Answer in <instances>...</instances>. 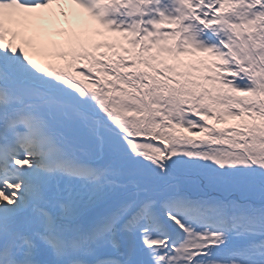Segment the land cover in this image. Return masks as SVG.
<instances>
[{"label": "snow or ice", "instance_id": "obj_1", "mask_svg": "<svg viewBox=\"0 0 264 264\" xmlns=\"http://www.w3.org/2000/svg\"><path fill=\"white\" fill-rule=\"evenodd\" d=\"M0 264H264V0H0Z\"/></svg>", "mask_w": 264, "mask_h": 264}, {"label": "rangeland", "instance_id": "obj_2", "mask_svg": "<svg viewBox=\"0 0 264 264\" xmlns=\"http://www.w3.org/2000/svg\"><path fill=\"white\" fill-rule=\"evenodd\" d=\"M54 6L59 7V5H54ZM54 6H53V9L51 10L52 13H54ZM74 11H76V6L72 5L71 14ZM46 13L49 14V11H47ZM84 15L86 17L87 14H84ZM79 23H80V20L79 19L73 18L72 27L73 28L78 27ZM69 27H70V25L66 21L64 23H62V24L61 23L54 24V25H52V31H51V33L54 34V35H58V34L63 35L61 33V29H68ZM30 35H31V33H30ZM50 39L52 41H55V42L57 41L60 44V46H64L65 41L68 39V37L67 36H62L60 38H56L54 36H50ZM29 50H30V53H31V49H29ZM31 54H33L34 55V58L37 59L38 61H42V62H45V63H48L50 61V59H51V56H50L51 53H46V54L31 53ZM37 56H40V57H37ZM51 62L54 64V66H56V64L59 67H62L63 66L62 62H58V61H54V60L51 61Z\"/></svg>", "mask_w": 264, "mask_h": 264}, {"label": "bare ground", "instance_id": "obj_3", "mask_svg": "<svg viewBox=\"0 0 264 264\" xmlns=\"http://www.w3.org/2000/svg\"><path fill=\"white\" fill-rule=\"evenodd\" d=\"M63 10H65V11H69V10H70V4L65 5V6L63 7ZM43 14H44V16H46V17L49 16V14H46V13H43ZM62 20H63V17H62V16H58V15L56 14V15L53 17L52 20L46 22V23H45V29H46L47 33H48V34L50 33L51 28H52V25H54V24H58V23H61ZM42 39H45V37H42ZM55 50H56L55 48H51V47H49V48L47 49V52H54Z\"/></svg>", "mask_w": 264, "mask_h": 264}, {"label": "trees", "instance_id": "obj_4", "mask_svg": "<svg viewBox=\"0 0 264 264\" xmlns=\"http://www.w3.org/2000/svg\"><path fill=\"white\" fill-rule=\"evenodd\" d=\"M212 123H215V121H213ZM235 123V121H229V125ZM218 127H228V125H217Z\"/></svg>", "mask_w": 264, "mask_h": 264}]
</instances>
